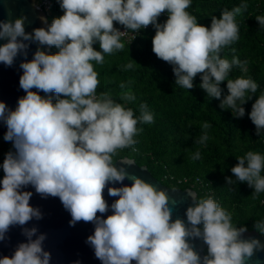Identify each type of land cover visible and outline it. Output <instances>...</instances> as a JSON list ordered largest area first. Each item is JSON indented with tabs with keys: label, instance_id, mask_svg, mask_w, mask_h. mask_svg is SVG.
<instances>
[{
	"label": "clouds",
	"instance_id": "1",
	"mask_svg": "<svg viewBox=\"0 0 264 264\" xmlns=\"http://www.w3.org/2000/svg\"><path fill=\"white\" fill-rule=\"evenodd\" d=\"M57 3L63 15L53 18L50 25L41 17L48 26L31 33L25 31L26 16L0 20V40L7 41L0 46V63L11 67L17 57L24 58L19 65L23 71L19 86L26 93L15 110L0 102V123L7 129L3 139L14 149L5 154L0 165L4 174L0 180V242L8 239L13 227H20L27 240L17 245L11 257L0 258V264H51L52 254L44 247L46 234L38 235L36 227H26L33 219L43 218L40 209L30 205L33 192L24 190L28 187L42 199L59 198L71 215L70 226L81 221L94 225L86 243L101 264H247L264 251V243L245 238L248 228L236 227L232 214L213 197L200 199L189 191L192 206L185 211L186 222L173 220L177 201L168 192L129 173L133 159L114 162L119 150H136L135 137L143 131L137 125L154 123V116L146 103L135 116L133 109L114 101L110 92L97 95L100 80L93 65H103L105 55L123 51L121 38L127 31L138 34L152 26V51L172 66L175 85L192 90L199 76V87L220 101L221 110L230 109L234 118H243L244 105L259 86L243 75L230 79L233 68L247 74L248 61L236 55L228 60L222 53L240 39L236 18L248 5L225 9L219 18L211 16L210 27H206L187 11L192 0ZM165 13L166 21L158 23ZM255 20L264 28V16ZM97 43L101 51L95 50ZM31 44L38 47L28 61ZM44 47L58 52L50 54L41 50ZM232 51L235 53L234 48ZM134 64L132 61L125 68ZM225 82L228 94L221 98ZM121 99L131 102L136 96L129 89ZM249 119L256 135L264 139V94L255 99ZM210 127L207 122L202 125L203 135L196 143L205 144ZM191 158L201 159L200 152ZM236 160L231 168L235 180L226 177V184L246 183L254 189V198L264 193V155L249 151ZM126 179L131 186L109 187ZM105 189L110 197H118L110 206L103 197ZM109 211L112 214L103 218ZM253 228L264 236V221ZM194 240L203 241L206 255L194 250Z\"/></svg>",
	"mask_w": 264,
	"mask_h": 264
},
{
	"label": "trees",
	"instance_id": "2",
	"mask_svg": "<svg viewBox=\"0 0 264 264\" xmlns=\"http://www.w3.org/2000/svg\"><path fill=\"white\" fill-rule=\"evenodd\" d=\"M49 2L45 14L51 24L52 19L62 16L63 12L57 0ZM242 3H246L248 8L236 18L240 39L224 50L222 58L231 60L236 55L241 61L247 60V74L233 68L229 78L251 77L259 86L253 99L244 105L243 118H234L230 109L221 110L220 101L208 97L199 87V76L195 78L192 90L175 85L172 66L158 59L152 51L155 35L152 26L138 34L127 31L133 37L129 40L121 38L124 50L105 55L103 65L95 62L93 65L100 80L97 95L110 92L114 101L133 109L135 116L140 115V105L146 103L154 116V123L137 125L143 131L135 137L138 141L134 146L136 150H119L114 162L124 157L131 158L138 166H146L154 178L169 188H191L200 199L211 196L232 214L236 227L244 226L252 231L256 222L264 221V193L254 198V189L246 183L227 185L225 178L235 180L231 168L238 163L236 157L249 151L264 155V139L256 135L255 125L249 119L255 99L264 94V28L255 20L256 16H264V0H192L187 11L197 17L199 24L210 27L211 16L219 18L223 10L230 11ZM166 19L165 13L158 23L162 24ZM114 26L124 29L118 24ZM94 48L101 51L98 43ZM48 52L55 54L58 49L53 47ZM131 60L137 65L126 69ZM121 83L127 87L121 89ZM221 88L223 98L228 94L226 82L221 84ZM129 89L136 96L131 102L121 99ZM205 122L211 125L207 130L209 139L205 144H198L196 141L203 135ZM10 150L14 151L12 144H0V165ZM196 151L201 154L199 160L191 158ZM3 175L0 168V176ZM261 175L264 176V171ZM181 178H187L190 183L177 184Z\"/></svg>",
	"mask_w": 264,
	"mask_h": 264
},
{
	"label": "water",
	"instance_id": "3",
	"mask_svg": "<svg viewBox=\"0 0 264 264\" xmlns=\"http://www.w3.org/2000/svg\"><path fill=\"white\" fill-rule=\"evenodd\" d=\"M10 13V15H9ZM21 16H26L25 22L26 33H31L37 28H46L41 17L47 19L46 14L39 10L33 3V0H0V20H15ZM48 21V20H47ZM7 41L0 40V46ZM38 45L31 44L27 60L30 61L33 58ZM41 50L49 51L50 49L44 47ZM23 57H17L13 66L7 67L0 63V102L6 103V105L15 110L17 101L19 98L26 95V93L20 88L19 80L23 74L22 69L19 67L23 61ZM33 91H36L33 89ZM41 96L45 94L39 93ZM55 99V97H53ZM7 131L6 126L0 123V144L9 143L4 141L3 137ZM127 158V157H124ZM119 160V159H118ZM117 161V160H116ZM120 164L117 163V167ZM129 173L144 179L146 182L156 185L159 189L168 192L169 196L177 201L176 207L173 209V220L176 218L184 219L186 222L185 211L189 206H192L189 191L195 192L191 188L175 189L176 192H172L174 188L165 186L160 180L154 178L148 171L147 167L142 165L138 166L136 163L128 168ZM3 176H0V180ZM130 180H125L123 184L116 183L115 185H109V187H122L131 186ZM25 191H32L33 196L30 200V205L39 208L42 213V219L30 221L26 227H36L39 234H46L47 239L44 241V247L46 251L52 254L51 264H75L79 261L80 264H101L94 255V250L86 243L87 237L94 233V225L92 223H85L83 221L77 222L75 226H70L71 215L66 211L60 202L59 198L49 197L42 199L35 193L34 188L28 187ZM196 193V192H195ZM197 194V193H196ZM104 199L108 202L109 206L118 197H110L107 193V189L103 193ZM112 212L104 214L103 218H107ZM98 215H100L98 213ZM8 239L0 242V258L5 256L11 257L20 243H26V237L22 235V229L20 227H13L10 229ZM254 237L264 243V236H261L255 230L248 231L245 234V238ZM35 239V237H33ZM194 245V250L201 256L205 255L207 246L201 240H194L191 242ZM135 264V262H132ZM247 264H264V251L257 252Z\"/></svg>",
	"mask_w": 264,
	"mask_h": 264
},
{
	"label": "built area",
	"instance_id": "4",
	"mask_svg": "<svg viewBox=\"0 0 264 264\" xmlns=\"http://www.w3.org/2000/svg\"><path fill=\"white\" fill-rule=\"evenodd\" d=\"M34 3H35V6L41 11L46 12L49 9V6H48L50 4L49 0H34ZM115 27L119 28V30L122 32L125 31V29H122L119 26H115ZM132 37H133L132 34L128 32H126L125 35L122 36V38L126 40H129ZM189 183L190 181L187 178H181L177 180V184L187 185Z\"/></svg>",
	"mask_w": 264,
	"mask_h": 264
}]
</instances>
